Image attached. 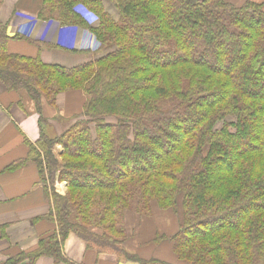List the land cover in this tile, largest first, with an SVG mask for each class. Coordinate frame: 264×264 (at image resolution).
Masks as SVG:
<instances>
[{"label":"trees","instance_id":"1","mask_svg":"<svg viewBox=\"0 0 264 264\" xmlns=\"http://www.w3.org/2000/svg\"><path fill=\"white\" fill-rule=\"evenodd\" d=\"M108 1L116 19L103 0H43L39 18L83 27L105 50L72 67L8 53L0 25V82L25 93L40 125L59 93L84 96L68 128L41 131L8 167L35 162L54 229L1 264H76L64 253L70 233L138 264H264L263 2ZM153 208L177 218L172 235L152 240L171 241L174 261L126 246L127 216Z\"/></svg>","mask_w":264,"mask_h":264},{"label":"crops","instance_id":"2","mask_svg":"<svg viewBox=\"0 0 264 264\" xmlns=\"http://www.w3.org/2000/svg\"><path fill=\"white\" fill-rule=\"evenodd\" d=\"M229 1L241 4L245 0ZM42 3L43 0H0V25L6 26L9 35L5 42L7 52L39 57L44 63L66 67L95 58L93 52L98 48L92 49L93 42H97L94 35L80 26H62L57 21L39 18ZM103 5L116 19L112 4L103 0ZM80 14L84 16L82 12ZM89 23L96 25L97 21ZM16 33L27 38H13ZM20 100L24 107L18 104ZM83 101L84 96L79 91L59 93L55 108L43 105L47 121L40 125L34 103L27 99L25 93L8 91L0 82V264L12 253L31 250L40 237L54 229V224L45 219L50 204L35 162L27 159L16 168L8 167L28 158L26 141L35 143L41 131L55 136L68 128L77 119L75 115L80 112ZM53 151L56 154L60 152L61 145H55ZM55 188L64 194L67 183L56 182ZM127 224L126 246L130 250L144 252L146 249L149 255L175 260L171 241L152 243L156 233L169 236L176 231L177 218L170 210L153 208L152 215L146 217L129 214ZM64 253L76 264H138L118 259L110 252L98 254L73 233L64 241ZM35 264L66 263H56L52 257L41 256Z\"/></svg>","mask_w":264,"mask_h":264},{"label":"rangeland","instance_id":"3","mask_svg":"<svg viewBox=\"0 0 264 264\" xmlns=\"http://www.w3.org/2000/svg\"><path fill=\"white\" fill-rule=\"evenodd\" d=\"M257 2H263L264 4V0H255ZM79 11L83 13V15L87 18L88 21H90L91 23L93 21H97V19L90 13H88L87 11L84 10V8H79ZM92 49L93 51H95L94 49H97L99 47L98 43L96 41L93 42L92 44ZM105 52V50L102 49H98L97 51L93 52L94 57L100 56Z\"/></svg>","mask_w":264,"mask_h":264}]
</instances>
